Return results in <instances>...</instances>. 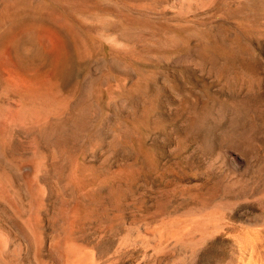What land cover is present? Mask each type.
<instances>
[{
	"label": "rangeland",
	"instance_id": "obj_1",
	"mask_svg": "<svg viewBox=\"0 0 264 264\" xmlns=\"http://www.w3.org/2000/svg\"><path fill=\"white\" fill-rule=\"evenodd\" d=\"M0 118V264H264V0H0Z\"/></svg>",
	"mask_w": 264,
	"mask_h": 264
},
{
	"label": "bare ground",
	"instance_id": "obj_2",
	"mask_svg": "<svg viewBox=\"0 0 264 264\" xmlns=\"http://www.w3.org/2000/svg\"><path fill=\"white\" fill-rule=\"evenodd\" d=\"M19 76H22V78H24V76L26 77V75L20 71L18 72ZM33 76V75H32ZM36 76V75H35ZM16 77V76H15ZM18 77V76H17ZM29 77V76H28ZM19 79V78H18ZM17 79V80H18ZM37 79V78H36ZM35 79V80H36ZM20 80V79H19ZM24 80V79H23ZM30 80V79H29ZM25 81V80H24ZM20 82V81H19ZM19 85V83H18ZM27 85V84H26ZM34 85V84H33ZM32 86V85H31ZM35 88V87H34ZM12 91V90H11ZM34 93L36 94H40V95H46L47 90L43 89V88H39L38 90H32ZM53 93V92H52ZM33 94V93H32ZM55 100V99H54ZM56 101V100H55ZM29 104V103H28ZM51 104V103H50ZM38 107V106H37ZM50 109V108H49ZM43 110V109H42ZM49 111V110H48ZM45 111H40L36 108H32L28 105H25L21 111L19 112V115L17 118L12 119L9 122V125H19V126H24L27 123H32L35 122L33 120V118H37L41 113H44ZM58 112V111H56ZM55 113V112H54ZM45 114V113H44ZM45 116V115H44ZM3 117V116H2ZM8 117V116H7ZM48 117V116H47ZM4 118V117H3ZM8 119V118H7ZM10 119V118H9ZM8 119V120H9ZM0 120H4L2 118H0ZM7 120H4V122ZM1 124V122H0ZM2 126V124H1ZM33 126V125H32ZM37 126V125H36ZM29 127V126H28ZM27 127V128H28ZM35 153V152H34ZM33 154V153H32ZM39 154V153H38ZM32 156V155H31ZM33 156H35V154H33ZM30 157V156H29ZM25 158V157H24ZM36 161V168L38 170H40L43 165L44 162L42 160V158H36L33 159ZM18 165H20L22 167V160L17 162ZM34 164V163H33ZM24 167V165H23ZM22 167V168H23ZM35 170V169H34ZM56 172V171H55ZM70 181V180H69ZM34 184V182H33ZM1 185V184H0ZM39 187V186H38ZM43 188H40V190H42ZM215 190V189H214ZM16 196V195H15ZM40 198V197H39ZM202 204L206 205V201H201ZM204 205V206H205ZM155 212V211H154ZM51 219V218H50ZM36 222V221H35ZM40 222V221H39ZM54 224V223H53ZM262 229L264 228V223L262 222ZM51 226V225H50ZM62 226V225H61ZM261 228L260 226H246V228L239 234L235 235L233 238V242H234V247L236 251H239L242 255H241V259L239 261H237L236 264H260L258 262V260L256 259L255 255H254V248L256 247V241L257 239V235L259 234L258 232H260ZM150 236L152 238H155L156 243H164L165 246L166 244L169 242L170 244L172 242H176L178 239L180 240V238L182 237L183 233L180 230H172L169 228H167V226H164L162 231H157L156 229H153L150 233ZM169 240V241H168ZM178 240V241H179ZM177 241V242H178ZM259 242V241H258ZM261 242V241H260ZM61 243V242H59ZM66 243V242H65ZM58 244V243H57ZM61 245V244H60ZM71 245V244H70ZM255 246V247H254ZM52 247V245H51ZM50 247V248H51ZM58 247V245H57ZM56 246H53L51 248V253L55 256V257H59V248H57ZM76 247V246H75ZM73 247V246H68V252L70 254L69 256V264H87L86 260L84 259V257L78 252V250ZM153 247V246H152ZM63 248V247H62ZM59 249V250H58ZM65 252V251H64ZM47 253V252H46ZM157 253V252H156ZM65 254V253H64ZM60 255H62L60 253ZM67 258V257H66ZM42 260V259H41ZM61 260V259H60ZM227 264H232V263H227ZM263 264V263H262Z\"/></svg>",
	"mask_w": 264,
	"mask_h": 264
}]
</instances>
